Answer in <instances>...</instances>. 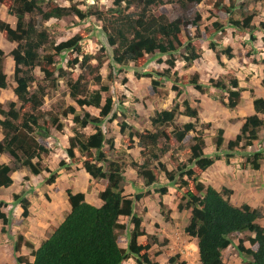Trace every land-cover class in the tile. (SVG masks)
Segmentation results:
<instances>
[{"label": "trees", "instance_id": "obj_1", "mask_svg": "<svg viewBox=\"0 0 264 264\" xmlns=\"http://www.w3.org/2000/svg\"><path fill=\"white\" fill-rule=\"evenodd\" d=\"M5 1L11 2L8 13L15 17L16 22L13 27L0 18V31L5 32L10 42H16L10 55L14 61L13 92L21 104L16 107V103L11 101L7 109L0 107V114L4 116L3 119L0 118V126L4 129V137L0 141V153L6 151L13 158L12 164L0 163V187H9L13 183L12 172L22 167L27 168L33 175L43 171L49 172L50 175L45 181L52 184L57 175L46 165H42L40 160L41 155L48 154L50 150L36 140L34 133L48 132V129L39 124L43 115L41 108L44 104L46 89L44 82L50 80L54 85L60 77L64 76V72L59 67L58 74L55 76L57 68L52 65L53 53L46 52L41 56L40 50L48 47L54 53L74 50L75 53L81 54L82 51L78 44L81 36L72 37L55 45L56 41L52 40L48 34L49 27L44 26L43 23L69 15L85 19L90 14L73 6L58 5L55 0H0V3ZM123 2L124 5H122ZM200 2L201 0H114L115 7L107 11H96L95 14L104 23V30H108L106 31L107 42L113 46V60L116 63L121 67L129 62L140 65L146 54L168 55L169 57L165 60L157 58V61L165 62L167 68L156 74L170 78L174 73H171V69L175 67L177 60L174 53L182 45L179 41V33L191 24L196 27L199 35L197 20L200 15L195 8ZM131 5L137 9L129 11ZM155 5H166L168 10L166 13L155 15L151 10V7ZM211 5L216 9L224 8L223 0L211 1ZM229 9L225 7L231 26L238 29L252 27L250 15L240 20L230 15ZM35 14L39 15L38 18ZM26 15H31L28 20ZM259 24L264 29V22L261 21ZM213 26L220 29L217 22H214ZM185 32L189 39L184 44L182 59L191 64L202 56L203 50L192 44L191 39L194 35H191L188 30ZM209 48L216 51L215 43H210ZM223 53L227 58H233L230 47L224 49ZM4 57L5 54L0 49V88H7L9 85L4 71ZM216 57L219 60L218 52ZM93 59H96L95 63L92 62ZM67 63L70 65L79 63L78 66L90 75L91 79L88 93L84 97H79L80 87L84 82L81 74L74 79L73 83L67 84L70 87V95L81 110L79 112L74 106H69L64 111V115L72 114L71 120L74 123L73 135L69 138V146L65 151L71 163L75 161V153L82 157V167L102 186L98 193L102 204L93 205L85 199L83 192L67 189L66 197L70 211L57 226L52 227L51 232L40 245L32 250V261L23 260V258L19 260L25 264H122L124 260L131 257L136 264H160L152 259L149 253L152 244L157 242V238L150 236L151 241L147 238L139 241V236L144 235L145 231L141 229L142 218L134 212L133 205L134 201L139 200L143 194L136 192L133 198L124 194V170L127 163L118 158L108 157L103 149L106 143L110 151L114 150V143L112 139L105 138L101 125L105 119L113 121L118 117L117 112L113 111V98L107 95L103 99V93L109 91V86L103 83L100 73L103 60L101 57L84 53L80 62L77 58H73ZM36 67L43 73L42 79L33 73ZM190 83L199 91H203L204 85L196 79H191ZM210 83L213 87H219L227 92V101L223 104L229 109H234L238 105L241 88L236 77H231L228 86H225L222 81L214 82L213 79ZM32 84H35V88L30 91ZM159 85V80H151L150 86L153 92H157ZM84 106L98 109V114H90L87 110H83ZM253 107L255 113L247 116L240 132L235 138L227 141V152L224 155L227 163L234 156L237 146L251 145L258 138V131L264 130V117L261 118L258 115L259 113L264 115V99L256 98L253 101ZM178 113L195 118V122L198 121L196 109L185 101L182 111L175 106L172 109L157 112L151 118L152 124L160 127L173 124ZM58 120V117L54 116L51 118V123L60 130L62 123ZM195 122H185L180 128L173 129L175 141L182 143L188 133L194 131ZM88 125L93 126L92 133L85 134L80 131ZM120 126L121 131L127 135L128 147L133 145L134 137L137 138L141 160L130 159L129 165L136 169L137 175L144 180V185L151 186L159 182L155 172V168H158L170 184H160L155 191L162 196L167 193L168 186L175 185L176 190L173 193L180 199L177 205L178 211L190 209L184 232L189 239H197L200 264H226L222 251L231 244L230 235L245 231L253 233V236L248 239L250 244L256 245V248L245 247L244 240L239 238L236 248L242 257L240 264H264V226L257 221L259 219L257 210L245 202L240 205L233 204L229 200L231 189L217 190L210 185L206 186L196 173V169L204 171L221 158L218 151L224 141L222 128L217 129L213 138L214 156L204 153L205 142L200 134L192 137V143L184 151L188 154L189 165H179L178 174L175 170H168L159 161V157L169 151L170 138L166 130L132 131L125 120L120 122ZM125 129L128 130L125 131ZM35 158L37 161H34ZM261 159L264 163L262 150L253 152L254 169L260 168ZM156 161H159V167L155 166ZM67 166L64 160L60 162V167ZM13 198L20 204L22 216H28L30 201L25 194L15 193ZM159 207L165 219L170 220L167 212H164L165 205L162 201H159ZM121 216L128 217L129 223L133 224L129 232L127 248L120 247L118 242L125 228V225L119 221ZM0 219L7 224V217L1 211ZM22 239L23 236L19 235L14 244L15 249L19 250ZM25 245L33 247L30 241L25 242ZM168 264H186V262L178 261V255H175L169 257Z\"/></svg>", "mask_w": 264, "mask_h": 264}, {"label": "rangeland", "instance_id": "obj_2", "mask_svg": "<svg viewBox=\"0 0 264 264\" xmlns=\"http://www.w3.org/2000/svg\"><path fill=\"white\" fill-rule=\"evenodd\" d=\"M211 1L214 0H201L195 8L200 15L197 20L199 35L196 32V27L191 24H188L179 33L178 37L182 45L174 53V57L177 58L175 67L171 69V73H174L170 78H166L156 74V72H162L167 68V64L157 61V58L165 60L169 57L168 55L151 56L146 54L142 64L137 65L136 62H129L122 67L113 60V46L108 44L106 37L108 30H104V23L98 19L95 12L107 11L109 8L115 7L114 0H55L58 5L73 6L90 14L85 19L69 15L59 20L50 19L43 23L44 26L49 27L48 34L52 40L56 41L55 45L72 37L81 36V40L78 42L81 54L75 53L74 50H62L54 53L48 47L40 50L41 56L46 52L53 53L52 65L57 68L55 76L58 74L59 67L64 72V76L60 77L56 84L52 85L50 80L44 82L46 89L44 104L41 108L43 115L39 124L48 129V132L34 133L36 140L50 150L48 154L41 155L42 165H46L51 172H55L57 177L54 184H48L45 180L50 175L49 172L43 171L38 175H33L27 168L22 167L12 173L13 184L10 187H0V211L7 217V224H4L0 219V264H25L19 258L33 260L32 250L37 248L35 246H38L51 232L52 227L59 224L69 212V203L65 196V188L69 187L68 184H71L70 188H73V192L83 189L86 198L98 201L97 191L102 186L87 179L80 172L82 170L80 155H76V153L75 161L71 163L65 151L69 138L73 135L74 123L71 120L72 114L64 115V111L69 106H74L79 112L81 110L70 95V87L67 84L68 82L73 83L74 79L81 74L84 77V82L80 87L79 97H84L88 93L89 80L91 79V76L78 66L79 63L70 65L67 61L77 58L80 62L84 53L101 57L103 60L100 73L103 83L109 86V91L103 93V99L107 95L113 98V111H116L118 115L113 121L105 119L101 125L105 138L112 139L114 143V150L110 151L106 143L103 149L107 152L108 157L125 161L126 167H129L124 170V194L132 198L136 192L143 194L139 200L134 199L133 210L142 218L141 229L145 231L139 240L147 238L151 241L150 236L157 238V242L153 243L149 250L152 259L157 260L160 264H168L169 257L178 255V261L184 260L186 264H200L197 239H189L184 232V227L188 224L190 209L178 211L177 205L180 199L174 195L173 190L162 197L156 191L150 192L149 186L144 185V180L137 175L136 169L129 165L130 159L141 160L137 138L134 137L133 145L128 147L127 135L121 131L120 122L122 120L131 126L130 130L132 131L166 130L170 138L168 140L169 151L161 155L159 161L168 170H175L178 174L180 172L178 166L188 164V154L184 151L192 143V137L200 134L205 142L204 153L214 156L213 138L217 129L222 128L224 141L218 151L221 156L218 160L222 162V165H230L237 175L233 177V180L222 178L220 181H230L229 185H234L236 193L234 197L229 195V200L232 199L230 202L239 204L246 201L251 207L256 208L259 215L257 221L264 226V166L257 170L252 166L253 152L261 149L264 156V131L259 130L258 140H255L250 146H237L234 156L229 159L228 163L224 156L227 152V141L235 138L241 130L244 119L254 114L253 101L256 98L264 99V29L259 24L261 21L264 22V0H223L224 8L219 9L211 5ZM10 4V1L0 3V18L7 22L10 21L14 27L16 19L8 13ZM124 4L123 2L122 5ZM225 7L230 8V15L240 20L250 15L252 27L238 29L231 26ZM136 9L137 7L131 5L129 11ZM151 10L155 15H159L166 13L168 9L166 5H155L151 7ZM30 16L26 15V20ZM38 16L35 14L36 18ZM214 22L218 23L220 29L213 26ZM185 30L194 35L191 39L192 44L203 50L202 56L191 64L182 59L184 44L189 39ZM210 43H215L216 51L209 48ZM15 46L16 42H10L6 38L5 32L0 31V49L5 54L4 71L9 82L7 88H0V107L3 109H7L9 102L13 101L11 98L15 85L13 79L14 61L10 52ZM227 47H230L233 54L231 59L223 53ZM217 52L220 54L219 60L216 57ZM92 62L95 63L96 59H93ZM33 73L40 79L43 78V73L38 67L34 69ZM231 77L237 78L241 88L240 100L234 109H229L223 104L227 101V92L219 87H213L210 83V80L213 79L214 82L222 81L225 86H228ZM152 79H157L160 82L157 92L151 90ZM191 79H196L200 84H203V91L196 89L190 83ZM34 88L35 84H32L30 91ZM185 101L196 109L198 121L195 122V118L178 113L173 124L161 127L152 124L151 118L157 112L163 109H172L175 106L182 111ZM20 104L21 102L17 98L16 107H19ZM83 110H87L92 115H97L99 111L92 106H84ZM258 115L261 118L264 117L260 113ZM54 116H57L58 121L62 123V129H56L52 125L51 118ZM3 117L0 114V118L3 119ZM189 121L195 122L194 131H190L182 143L175 141L172 130L180 128L183 123ZM127 130L125 129V131ZM80 131L88 134L94 130L92 125H88ZM3 132L4 129L0 126V141L4 135ZM63 160L68 164L67 167H60V162ZM12 161L13 158L8 152L0 153V163L12 164ZM34 161L37 159L35 158ZM158 162H155V166L159 167ZM260 164H263L262 159ZM245 169L246 171H244ZM239 170L243 172L239 173ZM155 172L159 182L154 186L170 184L161 170L155 168ZM196 173L200 176L202 171L196 169ZM138 179L142 180L145 190L138 189L137 183H135L138 182ZM203 180V184L206 186L210 184L209 181L212 182L209 179L203 178ZM247 182L253 183L249 190H247ZM97 184H99L98 187ZM170 187L173 188L172 185ZM223 188L227 187L222 186L219 190ZM237 191L239 192L237 193ZM15 193L25 194L30 201L28 216H22V208L13 198ZM159 201H163L164 212H167L170 220L165 219L161 213ZM119 220L125 225L119 244L127 248L129 232L133 228V224L129 223L128 217L125 216L120 217ZM2 229L4 230L2 231ZM19 235H22L23 239L20 242L19 250H17L14 248V244ZM250 236H253V233L248 231L230 235L231 244L222 251L226 264L241 263L242 257L236 248L239 238L244 240L245 247L256 248V245L250 244L248 239ZM27 241L33 242L32 248L25 245ZM122 264H136V262L129 257Z\"/></svg>", "mask_w": 264, "mask_h": 264}, {"label": "crops", "instance_id": "obj_3", "mask_svg": "<svg viewBox=\"0 0 264 264\" xmlns=\"http://www.w3.org/2000/svg\"><path fill=\"white\" fill-rule=\"evenodd\" d=\"M9 23H10V21H9ZM10 25H12L11 23H10ZM13 26V25H12ZM15 87V85L13 86V88ZM15 103H16V100H17V97H16V95H15V93L13 92V97L11 98ZM3 138V137H2ZM78 155V154H77ZM263 168V164H260V168ZM129 168V167H128ZM127 167H125V169L127 170L128 169ZM230 170H229V169ZM259 168V169H260ZM244 171H246V169L244 170ZM84 176H86L87 177V179L89 178V176H88V174H86L83 170H81L80 171ZM239 173H242L243 171H241V170H239L238 171ZM14 173V172H13ZM237 175V173L235 172V171H233V168L230 166V165H222V162L221 161H219V160H217V161H215L211 166H209L207 169H205L204 171H202V173H201V182L203 183L204 182V180H203V178L206 180V179H209V180H211L212 182H210L209 180V182L208 183H210L209 185H211L212 187H214L215 189H217V190H219V188L220 187H222V186H225V187H227V188H229V189H231L232 190V193H231V196L232 197H234V195H235V193H236V191H235V188H234V185H229V182L230 181H220V180H222V178H226V179H231V180H233V177L234 176H236ZM239 175V174H238ZM137 179V178H136ZM238 180H240L239 178H238ZM91 181H93V179L91 180ZM131 182H133V181H131ZM135 182V181H134ZM88 183H89V181H88ZM94 183H95V181H94ZM135 183H137V187H138V189L139 190H141V189H144V185H143V182H142V180L141 179H138V182L136 181ZM244 184V183H243ZM246 184V183H245ZM244 184V185H245ZM247 184H248V188H247V190H249V189H251L252 188V184L253 183H250V182H247ZM69 185V187L71 186V184H68ZM99 186V184H97V187ZM67 188V187H66ZM157 188H158V186H154V185H151V186H149L148 187V189H150V192H154V190H157ZM80 191H82V192H84L85 193V191L83 190V189H79ZM95 190H96V188H95ZM145 190V189H144ZM171 190H173V192L176 190V188H175V185H173V188L172 187H168V191L167 192H170ZM148 191V190H147ZM99 191H97V193H98ZM149 192V194H151ZM239 191H237V193H238ZM96 193V194H97ZM167 194V193H166ZM166 194H164V195H162V197L163 196H165ZM142 198V197H141ZM85 199L89 202V203H91V204H93V205H96V206H99V205H101L102 204V201L99 199V197H98V201H91V200H89L88 198H86L85 197ZM230 201H232V199L230 200ZM163 202V201H162ZM243 202H246V201H243ZM242 203V202H241ZM241 203H239V204H236V203H234L235 205H240ZM247 203V202H246ZM255 207V206H254ZM68 208H69V210H70V207L68 206ZM58 225V224H57ZM141 236H139V238H140ZM140 241V240H139ZM31 242V241H30ZM32 244H33V242H31ZM41 243V242H40ZM40 244H38V246H39ZM38 246H35V247H38ZM122 248H125V246H121ZM32 261V260H31Z\"/></svg>", "mask_w": 264, "mask_h": 264}, {"label": "clouds", "instance_id": "obj_4", "mask_svg": "<svg viewBox=\"0 0 264 264\" xmlns=\"http://www.w3.org/2000/svg\"><path fill=\"white\" fill-rule=\"evenodd\" d=\"M16 97H17V96H16ZM13 102H14V101H13ZM253 108H254V107H253ZM254 113H255V111H254ZM251 115H252V114H251ZM249 116H250V115H249ZM244 120H245V119H244ZM261 131H264V130L261 129ZM258 132H259V131H258ZM3 137H4V135H3ZM256 140H258V138H257ZM254 141H255V140H254ZM254 141H253V142H254ZM68 146H69V143H68ZM249 146H250V145H249ZM259 147H260V146H259ZM260 150H261V149H260ZM75 152H76V151H75ZM75 154H76V153H75ZM76 155H77V154H76ZM3 163H5V162H3ZM7 164H8V163H7ZM263 166H264V163H263ZM81 167H82V164H81ZM82 170H83L86 174H88V173L85 171V169H84L83 167H82ZM256 170H257V169H256ZM12 173H13V172H12ZM88 176H89V178H88L89 180H90V179H91V180L93 179L89 174H88ZM11 177H12V174H11ZM12 179H13V177H12ZM93 181H95V180L93 179ZM95 182H96V181H95ZM12 184H13V183H12ZM12 184H11V185H12ZM52 184H54V183H52ZM11 185H10V186H11ZM10 186H9V187H10ZM67 189H70V190L73 191V188H70V187L65 188V196H66V190H67ZM154 191H155V190H154ZM77 192H82V191H77ZM83 193H84V192H83ZM98 193H99V192H98ZM84 195H85V193H84ZM66 198H67V197H66ZM67 201H68V200H67ZM245 203H246V202H245ZM249 205H250V204H249ZM68 206L70 207L69 204H68ZM250 206H251V205H250ZM255 209H256V208H255ZM69 211H70V210H69ZM121 217H122V216H121ZM125 217H126V216H125ZM119 221H120V220H119ZM122 224H123V223H122ZM56 226H57V225H56ZM118 242H119V241H118ZM119 245H120V244H119ZM120 247H121V246H120ZM149 253H150V252H149Z\"/></svg>", "mask_w": 264, "mask_h": 264}]
</instances>
